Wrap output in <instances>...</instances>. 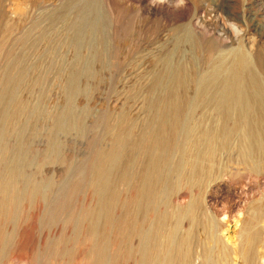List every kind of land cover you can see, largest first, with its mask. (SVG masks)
Masks as SVG:
<instances>
[{
  "label": "rangeland",
  "instance_id": "374dc122",
  "mask_svg": "<svg viewBox=\"0 0 264 264\" xmlns=\"http://www.w3.org/2000/svg\"><path fill=\"white\" fill-rule=\"evenodd\" d=\"M94 1L105 26L103 58L90 77L72 82L69 74L79 69L64 62L73 56L69 25L78 5L92 0H0V181L10 182L0 187V264H93L84 259L91 249L88 217L98 201L92 179L99 152L116 134L138 138L159 129L152 121L160 97L176 92L169 56L189 75L208 69L212 54L233 48L248 53L258 69L264 65V0ZM228 168L217 170L207 202L229 206L219 218L234 231L244 204L239 196L263 190L264 175L241 170L229 177ZM113 183L122 198L133 194L122 180ZM184 189L174 192V202ZM226 193L235 202L225 203ZM125 210L112 206L113 223Z\"/></svg>",
  "mask_w": 264,
  "mask_h": 264
},
{
  "label": "bare ground",
  "instance_id": "6f19581e",
  "mask_svg": "<svg viewBox=\"0 0 264 264\" xmlns=\"http://www.w3.org/2000/svg\"><path fill=\"white\" fill-rule=\"evenodd\" d=\"M78 6L69 25L73 56L64 61L79 69L69 74L72 82L92 75L106 41L100 35L105 26L96 2ZM70 15L68 10L63 18ZM236 49L212 54L208 69L190 75L169 58L174 54L169 56L168 78L176 92L160 97L152 121L159 129L144 131L138 138L116 134L110 146L101 149L92 179L98 201L88 217L89 240L85 239L91 249L86 262L117 264L127 258L130 264H264V189L239 196L244 204L234 231L219 218L229 206L212 208L207 202L224 163L229 177L241 170L257 178L264 175V65L258 69L248 53ZM190 84L193 91H188ZM200 109L203 112L197 114ZM59 124L65 122L60 119ZM116 178L134 190L130 197L118 193ZM8 183L2 180L0 187ZM182 185L185 192L178 194L176 203L173 194ZM39 187L36 184L32 191ZM182 198L188 199L181 202ZM222 198L235 202L232 193ZM115 204L126 210L113 223ZM111 247L115 248L109 252Z\"/></svg>",
  "mask_w": 264,
  "mask_h": 264
}]
</instances>
